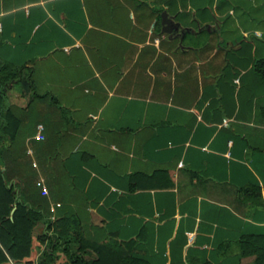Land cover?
<instances>
[{
	"label": "crops",
	"instance_id": "1",
	"mask_svg": "<svg viewBox=\"0 0 264 264\" xmlns=\"http://www.w3.org/2000/svg\"><path fill=\"white\" fill-rule=\"evenodd\" d=\"M0 23L3 170L30 201L147 264L254 263L264 0H0Z\"/></svg>",
	"mask_w": 264,
	"mask_h": 264
},
{
	"label": "trees",
	"instance_id": "2",
	"mask_svg": "<svg viewBox=\"0 0 264 264\" xmlns=\"http://www.w3.org/2000/svg\"><path fill=\"white\" fill-rule=\"evenodd\" d=\"M20 75L18 69L0 65V264L10 260L25 264H58L62 254L67 258L65 264H147L118 243L101 244L88 240L74 219L52 218L44 204L30 201L26 184L22 189L21 184L3 170L6 161L1 144L15 140V132L9 136L3 133V130L10 132L11 127H15L8 119L13 113L6 103V87ZM253 192L261 196L260 186L255 185ZM40 223H44L46 229L37 238L45 246L34 263L30 257L35 229ZM241 243L244 255L256 256L253 264H264V234L244 236Z\"/></svg>",
	"mask_w": 264,
	"mask_h": 264
},
{
	"label": "rangeland",
	"instance_id": "3",
	"mask_svg": "<svg viewBox=\"0 0 264 264\" xmlns=\"http://www.w3.org/2000/svg\"><path fill=\"white\" fill-rule=\"evenodd\" d=\"M41 234V233H40ZM36 235V233H34V241H33V250H32V255H31V259L34 260V263L37 262L38 257L42 251V249L44 248L45 244L42 243L37 237L40 235ZM67 261V258L64 254L60 255V257L58 258L57 262L58 264H65ZM33 262H29V264H32ZM5 264H9V263H5Z\"/></svg>",
	"mask_w": 264,
	"mask_h": 264
},
{
	"label": "water",
	"instance_id": "4",
	"mask_svg": "<svg viewBox=\"0 0 264 264\" xmlns=\"http://www.w3.org/2000/svg\"><path fill=\"white\" fill-rule=\"evenodd\" d=\"M163 17V24H164V30L167 32H172L174 30H179L180 29V24L176 23L170 16L168 15L167 12H164L162 14ZM183 33V31H181ZM15 211V208L13 209V212Z\"/></svg>",
	"mask_w": 264,
	"mask_h": 264
},
{
	"label": "built area",
	"instance_id": "5",
	"mask_svg": "<svg viewBox=\"0 0 264 264\" xmlns=\"http://www.w3.org/2000/svg\"><path fill=\"white\" fill-rule=\"evenodd\" d=\"M1 33H2V24L0 23V38H1ZM38 138H43L44 134H43V130H44V125L43 124H39L38 125ZM9 264H25L24 262H17L14 260H10Z\"/></svg>",
	"mask_w": 264,
	"mask_h": 264
}]
</instances>
